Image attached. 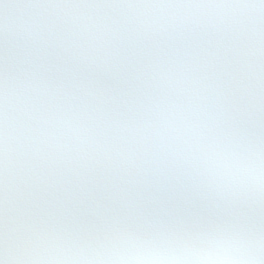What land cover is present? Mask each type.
<instances>
[{
	"label": "snow or ice",
	"instance_id": "snow-or-ice-1",
	"mask_svg": "<svg viewBox=\"0 0 264 264\" xmlns=\"http://www.w3.org/2000/svg\"><path fill=\"white\" fill-rule=\"evenodd\" d=\"M0 264H264V0H0Z\"/></svg>",
	"mask_w": 264,
	"mask_h": 264
}]
</instances>
